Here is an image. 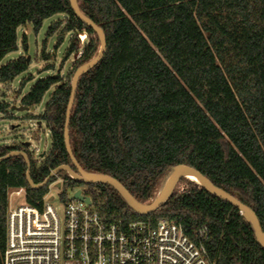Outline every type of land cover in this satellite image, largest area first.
I'll use <instances>...</instances> for the list:
<instances>
[{
	"label": "trees",
	"instance_id": "trees-1",
	"mask_svg": "<svg viewBox=\"0 0 264 264\" xmlns=\"http://www.w3.org/2000/svg\"><path fill=\"white\" fill-rule=\"evenodd\" d=\"M77 3L106 39L99 62L78 78L70 115L71 149L81 167L116 178L139 202L152 204L176 167L189 165L254 210L264 231V0ZM59 14L65 19L49 34L59 32L57 47L71 35L64 61L74 56L75 64L67 79L60 73L41 78L21 97V104L32 108L50 94L37 119L50 131L51 148L38 163L24 143L0 147V158L16 150L29 155L36 184L61 165L73 167L64 139L71 83L98 56L101 40L70 0H0V62L19 50V27L32 24L38 31ZM23 49L27 52L25 39ZM29 65L19 56L0 67V81H14ZM8 107L0 103V112ZM27 170L20 155L0 161V264L10 191L24 188L26 203L41 207L57 178L33 189ZM58 176L65 188L87 185L67 171ZM87 191L108 223L166 219L193 240L205 227L204 246L217 264H264L251 222L187 178L148 215L133 210L110 185L88 184Z\"/></svg>",
	"mask_w": 264,
	"mask_h": 264
},
{
	"label": "built area",
	"instance_id": "built-area-1",
	"mask_svg": "<svg viewBox=\"0 0 264 264\" xmlns=\"http://www.w3.org/2000/svg\"><path fill=\"white\" fill-rule=\"evenodd\" d=\"M72 189L71 197L60 194V205L9 202L2 264H217L204 246L205 227L193 240L166 219L108 223L87 187ZM12 193L26 198L24 188L12 189L9 198Z\"/></svg>",
	"mask_w": 264,
	"mask_h": 264
},
{
	"label": "rangeland",
	"instance_id": "rangeland-1",
	"mask_svg": "<svg viewBox=\"0 0 264 264\" xmlns=\"http://www.w3.org/2000/svg\"><path fill=\"white\" fill-rule=\"evenodd\" d=\"M64 19V14L47 18L38 31H35L32 24L19 27V50L7 54L0 62L1 67L16 60L19 56L30 57V65L27 71L20 74L12 82L3 83L0 81V103L9 104L5 112H0V147L29 142L31 155L38 163L43 160L42 155L47 153L52 145L50 131L44 122L37 119L38 115L43 113L44 104L48 101L50 94H46L41 105L32 108L23 106L21 97L27 94L41 78L60 73L64 79H67V73L75 64L74 56L64 61L71 35L67 34L63 43L57 47L59 32L54 35L49 34L50 27L56 21ZM24 39L27 44V52L23 49ZM79 39L83 44L86 36L82 34ZM45 54L49 55L48 59H45ZM48 67L52 68L47 70ZM165 184L160 188L159 193L164 189ZM87 185L75 188H83ZM64 189H67V196L71 197L73 189L70 187L65 188L62 177L57 175L56 180L49 185V191L44 199L60 205L59 196ZM9 202L11 206L22 204L25 202V196L24 194L16 195L12 193Z\"/></svg>",
	"mask_w": 264,
	"mask_h": 264
},
{
	"label": "water",
	"instance_id": "water-1",
	"mask_svg": "<svg viewBox=\"0 0 264 264\" xmlns=\"http://www.w3.org/2000/svg\"><path fill=\"white\" fill-rule=\"evenodd\" d=\"M70 2H71V5L73 7V10L77 14V16L80 19H82L83 21H85L88 25H90L99 34V36L102 35V39L100 36L101 48H100L98 56L92 62H90L86 66L79 69L76 72V74L74 75V77L72 79V83H71L73 90H72L71 99H70V102H69V105L67 108L64 139H65V145H66L68 154L72 160V165L75 169H73V167L70 165H61V166L55 168L54 170H52L51 173L49 174V176L42 183L36 184L33 182L32 178H31V161H30L29 155L27 153H25L24 151H20V150L12 151L7 156L0 158V161L4 160L6 158L12 157V156L20 155V156L24 157V159L27 163V166H28L27 180H28L30 187L33 189L44 188L46 185H48V183L55 176H57L62 171H67L71 177H73L77 182H79L81 184H106V185H110V186L114 187L115 189H117L122 194V196L127 200L130 207L141 215H148L150 213L155 212L157 209H159L171 197V195L173 194V192H174L176 186L179 184V182L183 178H187L188 174L193 173L196 176L199 185L203 186L205 189L210 191L217 198H219V199L229 203L230 205L234 206L236 209H238L241 212V214L248 221L251 222V224L254 228L257 240L260 243V245L264 248V231L262 230L259 218H258L257 214L255 213V211L252 210L249 206L245 205L239 199H237L236 197L231 195L230 193L226 192L225 190H223L220 187L213 184L209 178H207L200 171H198L197 169H195L189 165H179L176 167V169L174 170V172L170 176V178H171L170 183L165 184L164 189L158 194V196L156 197V199L153 201L152 204H142L141 202H139L123 186V184L119 180H117L116 178L109 177V176H103V175H99L100 176L99 178L88 177V173L78 163V161L76 160L75 156L73 155V152L71 149L70 115H71V110H72V107H73V104L75 101V90H76L78 78L83 73L88 71L90 68H92L93 66H95L99 62V60L101 59V57H102V55L106 49V39H105V35L103 33V30L98 25L93 23L89 18L85 17L82 14V12L80 11V8L78 6L77 0H70ZM29 61H30V57L27 58V63H29ZM23 108H25V107H23ZM24 144H26V146H28V147L30 146L29 142L24 143ZM43 156H44V154L42 155V157ZM74 197L77 199H80V200L83 199V196L81 195L80 191H77L75 193ZM84 200L87 203L91 202L89 197L84 198Z\"/></svg>",
	"mask_w": 264,
	"mask_h": 264
},
{
	"label": "bare ground",
	"instance_id": "bare-ground-1",
	"mask_svg": "<svg viewBox=\"0 0 264 264\" xmlns=\"http://www.w3.org/2000/svg\"><path fill=\"white\" fill-rule=\"evenodd\" d=\"M100 36H101V39H102V35H100ZM88 177H90V178H99L100 176L98 174L88 173ZM170 179L171 178L169 177L168 180L166 181L167 184L170 183V181H171ZM187 179L198 183V180H197L196 176L193 173L188 174Z\"/></svg>",
	"mask_w": 264,
	"mask_h": 264
}]
</instances>
